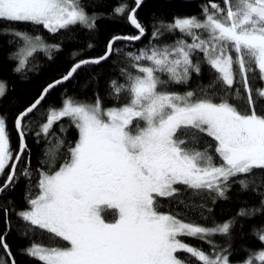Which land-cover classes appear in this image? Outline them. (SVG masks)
Returning <instances> with one entry per match:
<instances>
[{
	"label": "snow or ice",
	"instance_id": "obj_1",
	"mask_svg": "<svg viewBox=\"0 0 264 264\" xmlns=\"http://www.w3.org/2000/svg\"><path fill=\"white\" fill-rule=\"evenodd\" d=\"M143 2L134 0L130 10L126 3L113 10L126 14L138 34L114 36L103 55L77 59L16 116V151L11 147L6 117L0 115V176L6 174L0 196L14 191L21 176L28 181L26 207L18 211L14 206L3 208L5 231L0 234V248L5 256L0 264H16L6 241L12 230L11 212L25 225L23 238L35 236L39 229L54 241L67 242L68 246H46L33 240L20 250L41 264H231V244L222 247L212 238L219 234L231 239L237 220L217 223L213 218L209 224L212 209L207 203L227 199L226 193L236 183L247 190L254 183L247 177L254 170H264V113L256 109L264 100V88L252 86L256 79L264 82V0H222L223 6L209 0L201 16H174L171 21L153 15L147 45L125 54L116 43L140 41L148 34L137 17ZM96 19L95 14L88 15L82 0H0V20L42 25L50 33L77 24L94 29ZM9 34V44L22 42L9 55L18 61L13 69L16 73L26 69L34 53L44 51L51 58L60 47L46 44L40 35L0 29V36ZM166 36L175 38L168 42L163 39ZM116 53L127 57L109 81V96L118 106L104 108L98 92L93 103L65 95L60 107L50 105L35 136L37 144L41 135L46 140L54 138L56 148L46 151L48 159L35 170L38 179L33 184L32 152L27 143L32 122L24 123L26 117L83 66H98ZM205 66L213 76L207 85L183 93L169 90L172 85H189L193 74L200 77ZM4 95L6 85L0 81V98ZM122 99L126 102L120 103ZM233 99L246 103L247 109L241 111ZM65 119L67 126L62 123ZM72 126L78 131L74 143L66 136ZM204 137H210L214 145ZM202 141L206 146L198 150ZM22 162L24 168L18 175ZM262 189L257 185L253 190L262 197L264 207ZM188 192L199 202L181 198ZM162 199L169 201L168 211L161 210ZM174 203L183 205L184 211H175ZM106 209L114 210L113 221L102 215ZM259 211L242 208L237 215L252 216ZM253 234L264 242V229H254ZM184 238L207 243L212 251ZM247 251L240 264H264V249ZM180 252L186 256L181 258Z\"/></svg>",
	"mask_w": 264,
	"mask_h": 264
},
{
	"label": "trees",
	"instance_id": "obj_2",
	"mask_svg": "<svg viewBox=\"0 0 264 264\" xmlns=\"http://www.w3.org/2000/svg\"><path fill=\"white\" fill-rule=\"evenodd\" d=\"M215 2L221 3L222 5V0H215ZM82 3L86 5V12L89 16L93 14L97 16L94 29H88L77 24L70 26L69 30L50 33L42 25L10 23L0 20V29L11 28L23 30L30 32L32 35L42 36L46 44L60 45L58 50H54L51 53V58L44 51L34 53L33 57L29 58L26 69L21 73H16L13 69L17 66L18 61L15 59L10 60L9 55L16 52L18 47L22 46V42L20 44H16L15 42L9 44V40L12 39L10 34L0 36V81H3L6 85V95L0 98V115L6 117L7 129L10 132L11 147L14 151L18 150L19 145V137L14 127L15 118L18 113L36 100L48 83L63 76L77 62V59L102 55L106 50L108 41L113 36L138 34L137 30L128 23L126 14L121 16L115 14L113 11L117 6L124 3L129 5L130 10L131 7L135 6L134 0H82ZM208 4L209 0H144L142 6L138 9L137 17L146 25L148 34L140 41L132 43L120 41L116 43L115 47L122 49L125 54L128 51L136 52L138 49L147 45L149 41L153 29V15L167 21H171L174 16H201L202 6ZM174 38L172 36H166L163 39L170 42ZM76 53H80V55L77 57L74 55ZM126 63V55L116 53L107 62H103L98 66H83L77 71L74 78L50 91L42 104L32 114L26 117L24 123L32 122V131L27 136V143L32 152L31 169L34 171L33 184L38 179V174H35V170L42 168L41 161L48 159V156L45 155L46 151L50 149L54 150L57 143L54 138L46 140L43 135L40 137V143H36L35 133L39 131L40 124L46 120L48 107L50 105L60 107L62 97L65 95L93 103L97 92L103 100L104 108L118 106L116 101L109 96V81L118 75V68L124 66ZM162 78L166 79L167 77ZM211 79H213V76L209 74L208 67L205 66L200 77L193 74L189 85H172L169 90L178 93L195 90L199 85H207ZM89 80L92 81L90 85H88ZM86 85L88 86L85 87ZM252 86L253 89L264 88V82L256 79L253 81ZM124 102H126L124 99L120 101V103ZM231 102L236 104L241 111L247 109L246 103H241L236 99H233ZM256 109L258 113H264V100L256 104ZM62 123L67 126L69 122L65 119ZM56 130L59 134V124L56 125ZM66 136L67 141L74 143L78 139V131L72 126L68 129ZM204 140L213 145L215 143L210 137H204ZM205 146V143L202 141L198 146V150H203ZM66 150V146L61 149L62 152H66ZM212 152L214 154V147ZM25 160H27V156ZM62 162L61 160L60 163ZM218 162L219 158L217 157ZM56 167H59V163ZM23 168L24 163L22 162L18 170V175L23 171ZM8 170L6 169V172ZM4 179H6V174L0 176V184L3 183ZM247 179L254 182L250 184L247 190H242L241 186L236 183L226 193L227 199L220 198L215 203L211 201L207 203V207L212 209V215L208 220L209 224H211L213 218L217 223H223L233 218L237 220L236 225L231 231V239L228 236L219 234L212 238L216 244L222 247H227L229 243L231 244V264H240V262L245 260L248 256L247 250L249 249L252 251L264 249V242L259 241L258 237L253 234L254 229H264V207H261L260 204L262 197L257 195L253 190L257 185L264 186V170H254ZM27 183L28 181L21 176L14 191L0 196V234H3L5 231L3 208H11L14 206L18 211L26 207L24 195ZM189 197H192L191 192H188L181 198L189 203L199 202L198 198L192 197L190 200ZM8 200H11L13 205H8ZM161 203L163 205L161 210L168 211L170 207L169 201L162 199ZM171 206L175 211H184L183 205L174 203ZM242 208H259L260 211L252 216L240 217L237 214ZM102 215L109 221H113L115 218V212L111 209L102 211ZM9 219L12 223V230L7 235L6 241L10 246L16 264H41L38 260L29 258L20 251L29 246L33 240L46 246H68L67 242L59 239L54 241L50 234L47 232L42 233L39 229H36L35 236L30 235L29 238H23L21 231L25 228V225L18 219L15 212L10 213ZM184 239L187 243L202 247L206 252L212 251L207 243L196 239ZM178 255L181 258L186 256L183 252L178 253ZM4 256L3 249L0 248V259H3ZM9 264H11L10 261Z\"/></svg>",
	"mask_w": 264,
	"mask_h": 264
},
{
	"label": "water",
	"instance_id": "obj_3",
	"mask_svg": "<svg viewBox=\"0 0 264 264\" xmlns=\"http://www.w3.org/2000/svg\"><path fill=\"white\" fill-rule=\"evenodd\" d=\"M184 1H190V0H184ZM116 36H118V35H116ZM113 37H114V36H113ZM107 44H108V43H107ZM103 54H104V53H103ZM103 54H102V55H103ZM73 65H74V64H73ZM73 65H72V66H73ZM72 66H71V67H72ZM71 67H70V68H71ZM69 70H70V69H69ZM69 70H68V71H69ZM68 71H67V72H68ZM67 72H66V73H67ZM66 73H65V74H66ZM65 74H64V75H65ZM64 75H63V76H64ZM63 76H61V77H63ZM61 77H59V78H57V79H60ZM57 79L53 80V81L50 82V83H54ZM50 83H48V84H50ZM65 83H66V82H65ZM48 84H47V85H48ZM47 85H46V86H47ZM46 86H45V87H46ZM45 87H44V88H45ZM44 88H43V89H44ZM42 91H43V90H42ZM42 91H41V93H42ZM41 93H40V95H41ZM40 95H39L37 98H39ZM37 98H36V99H37ZM34 101H35V100H34ZM32 103H33V102H32ZM32 103H31V104H32ZM31 104H30V105H31ZM30 105H29V106H30ZM29 106H27V107H29ZM27 107H26V108H27ZM26 108H25V109H26ZM25 109H23L22 111H24ZM18 114H19V113H18ZM18 114H17V115H18ZM29 115H30V114H29Z\"/></svg>",
	"mask_w": 264,
	"mask_h": 264
},
{
	"label": "rangeland",
	"instance_id": "obj_4",
	"mask_svg": "<svg viewBox=\"0 0 264 264\" xmlns=\"http://www.w3.org/2000/svg\"><path fill=\"white\" fill-rule=\"evenodd\" d=\"M140 126H141V127L143 126V122H142V123H140Z\"/></svg>",
	"mask_w": 264,
	"mask_h": 264
}]
</instances>
